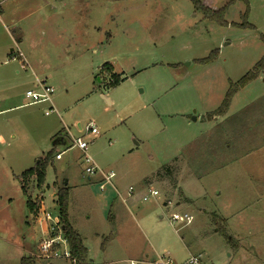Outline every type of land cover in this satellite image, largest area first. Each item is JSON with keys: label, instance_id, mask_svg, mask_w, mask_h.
<instances>
[{"label": "rangeland", "instance_id": "obj_1", "mask_svg": "<svg viewBox=\"0 0 264 264\" xmlns=\"http://www.w3.org/2000/svg\"><path fill=\"white\" fill-rule=\"evenodd\" d=\"M1 1L0 16L9 22L22 15L32 25L42 16L54 19L51 30L43 22L30 29L22 49H29L31 34L46 37V28L79 50L66 53V41H49L58 54L34 65L38 75L57 80L47 82L59 113L46 114L47 103L19 107L34 87L30 80L37 81L35 68H22L20 58L0 62L12 73L27 71L0 83V97L7 96L0 99V264L33 255L38 264H71L39 252L47 236L27 204L29 195L39 203L43 193L52 223L59 214L53 191L37 187L34 177L29 195L20 184L21 174L54 147L47 182L57 175L55 189L68 187L69 221L92 264L181 263L192 254L206 264H264L263 66L218 113L232 86L264 60V0H203L212 9L231 2L228 26L204 18L192 0H48L59 15L45 12L47 0ZM246 10L252 27L234 26ZM8 37L0 22L4 48ZM108 62L112 69L102 70ZM112 73L121 77L116 85ZM91 121L98 134L85 130ZM58 137L66 143L54 144ZM78 137L101 169L115 173L120 193L127 197L133 187L126 203L118 198L111 208L104 181L88 179L73 145ZM150 189L159 194L145 201ZM109 213L116 218L106 220ZM175 213H188L189 223L173 222Z\"/></svg>", "mask_w": 264, "mask_h": 264}, {"label": "crops", "instance_id": "obj_2", "mask_svg": "<svg viewBox=\"0 0 264 264\" xmlns=\"http://www.w3.org/2000/svg\"><path fill=\"white\" fill-rule=\"evenodd\" d=\"M2 2H4V1H1L0 0V11L3 12L4 11V8L2 10V5H1ZM49 6H50V9L51 10H48V7ZM44 9H45V12L48 15H59L57 8L54 6V3L49 2L48 0H47V2L44 3ZM2 14H4V13H2ZM25 18H26V16L22 15L20 17L18 16L15 19H11L10 22H9V20L4 19L3 17L1 18V16H0V22L2 23V27L4 28V32L6 33L7 36H9L8 37L9 38L8 47L7 48H4V47H2L0 45V62L3 61L4 63H6V62L7 63H12V61H14L17 58L18 59L20 58V61H21L22 60L21 57L17 54L18 53L17 51L19 49L23 53V58L27 62L26 69L27 68H31V69H34L35 68V70L33 71V74L36 76L37 73L35 71H37L38 73H40V72H39V69L37 67H35L34 65L42 64V65L45 66L46 65L45 64V61H46L47 58H49L48 55H47V53H49L51 56H52V54H54V55L58 54V51L57 52H54V50L52 48L48 47L47 43L49 41H53V42H57V43H63V42L66 41V43H65L66 44V48L65 49L62 48L63 51H66V53L67 52H70V51L74 53V52H77L79 50L77 47H74V46L71 47L69 44H67L68 43V40L66 39V36H64V34L61 31H57V32H54V33H51L52 31H50V35H48V34H46V32H47V29L46 28H45L46 32L45 31L42 32V35H45L46 37H43V36L38 37L37 35H32L31 34V36H34V39H32L31 42H29V46H28L29 49H26V48L22 49L20 46L22 44L26 43L27 35L29 34L28 32H29L30 29L37 30V29H39L41 27L43 28V25H42V22H43V23H45L46 27H49L50 30H51L53 28L52 27V22L54 20L52 18V16L51 17L50 16H48V17L47 16H42V17H39V20L36 19L35 23L32 25L31 23H23L24 20H25ZM6 22H9L11 24V26L7 25ZM21 23H23V24H21ZM13 29H14V31H16L17 34L14 31L12 32ZM71 39L73 40V38H71ZM14 43L16 44V47H14V45H13ZM60 52H61V50L59 51V53ZM50 59H51V57H50ZM20 63L22 64V61ZM14 72L15 73H12V69L10 67H7V68L0 67V83L2 81H17V79L22 78L24 76L22 74H24L27 71H24V73H23L22 71H20V69H17L16 68ZM26 77H24V78H26ZM30 77L31 76L29 75L28 76V79H30ZM36 80L37 81H33L32 79L30 80V83L29 84H31L32 86H34L33 88L36 87V84H37L38 81H44V80L48 81V80H52V81H55V83H53L54 85L56 84V81H57L54 77L53 78L52 77H49L48 78L47 76H44L43 77V76H41V74L40 75L37 74ZM53 84H51V85H53ZM29 89H31V88H29ZM12 93L13 92H10V95H12ZM0 99H2V100L5 101L7 99V96L6 97L5 96H2V97H0ZM20 99H21V104L19 105V107H21V106H25V107L28 106V105H25V95L24 94H22V96H21ZM61 142L62 143H66V140L64 138H61L60 143ZM48 167H47V170H46V180H45V183H44V185L42 187H44V186L46 187L48 185L47 187H49V189H51L53 191V193H52L51 196H52L53 200L56 201V199H57V190L55 189L56 188V186H55L56 184L55 183L57 181V175L53 179V183H52L53 185H50V183L47 182ZM88 179L90 181H92V182L94 180L93 177L92 178H89L88 177ZM95 181L101 182V181H103V179L98 174V175H96V180ZM107 185L110 186V188H111V190L109 192L107 191ZM101 190L106 191V193H104V194H106V197L105 198L110 199V200L113 201L112 202L113 204H112L111 208H113L114 203H115V201L118 198H122V202L123 203H126L127 197L130 198L131 195H132V193H130L129 192V189H128V191H127V195L128 196L125 197L122 193L119 192V190L117 189L116 185L112 181L110 183H105L104 184V187L101 188ZM44 191L45 190L43 189V192ZM116 192L118 193V194H116L117 197L114 194ZM145 195H147V194H145ZM40 197L41 198H40V202L39 203H40L41 206H40L39 210L32 215V217L35 220V223L36 224L39 223L40 227L42 228L43 234H45L46 232H48L49 226H50L51 222H49L48 220H46L44 218L45 217V213H44L45 212V202L42 199V197L44 198L45 196L43 195V193H41V196ZM151 197H154V196H151ZM143 199H144V197H143ZM148 200H145V201H148ZM34 201H35V199H34ZM110 213L108 215V219H106V220H112V219L116 218V216H114V218L111 217L110 216L111 215ZM69 218H70V215H69ZM71 225L73 226V228L82 237V234L75 227V224H73L71 222ZM82 239H83V242L85 244V239L83 237H82ZM85 246H86V244H85ZM87 249H88V255H89V248L87 247ZM32 257L34 258V255ZM39 262L40 261H37V259H35L34 264H38Z\"/></svg>", "mask_w": 264, "mask_h": 264}, {"label": "trees", "instance_id": "obj_3", "mask_svg": "<svg viewBox=\"0 0 264 264\" xmlns=\"http://www.w3.org/2000/svg\"><path fill=\"white\" fill-rule=\"evenodd\" d=\"M195 9L197 11L202 12V15L204 18L210 20V21H215L218 24L222 26H228V23L225 19L226 12L229 8L230 3H227L226 5L218 8V9H212L209 8L208 6H205L203 3V0H192ZM246 1V0H244ZM247 10L245 11V14H243V22L241 23H236L234 26H239V27H252V25L247 21L246 18ZM233 25V24H232ZM206 61V60H205ZM264 67V60L261 61L257 67L253 70L247 73L246 76H244L238 84H234L231 88V90L227 93L226 98L224 99L223 105L221 106L220 109H218L219 114H225L226 111L228 110L230 100L232 95L240 88L246 85L248 82L253 80L258 76L259 73V68ZM112 64L111 63H105L102 66V70H107L109 71L112 69ZM112 84L116 85L120 82V75L119 74H113L112 73ZM213 115H210L209 117H212ZM55 139V138H53ZM61 138H57L54 142V144L60 143ZM55 150V147L51 152H49L45 157H41L39 161L36 163L35 166L25 170L21 176H20V184L23 192L26 195L28 194V183L29 179L34 177L36 179V185L37 187H42L45 183L46 180V170L47 167L49 166L51 162V156H53V152ZM169 165H165L163 167V170L168 173L169 172ZM29 195L27 199V204L31 212L36 213L39 208H40V203L31 199ZM68 199H69V190L67 186H61L58 188L57 191V199L56 202L59 206V219H60V224L62 227L63 235L65 239L67 240L69 251L71 254V264H92L89 259H88V249L85 246L82 237L80 234L73 228L69 221V214H68ZM35 258L32 256H24L21 259L20 264H34Z\"/></svg>", "mask_w": 264, "mask_h": 264}, {"label": "built area", "instance_id": "obj_4", "mask_svg": "<svg viewBox=\"0 0 264 264\" xmlns=\"http://www.w3.org/2000/svg\"><path fill=\"white\" fill-rule=\"evenodd\" d=\"M18 55L21 57L22 61V68L27 67V62L23 58V53L18 49ZM55 88L49 84L46 80L38 81L35 88L28 89L25 92V105H35L41 103H47L49 106V110L46 111V114L51 113H59L54 105L53 96L55 94ZM85 130L91 134H98V128L94 122H89L85 128ZM73 145L76 146L82 152V160L85 164V171L88 174L89 178H92L94 175H100L104 181L101 184V188L104 187L105 183H110L115 176L113 171H104L101 169L97 163L95 162L94 158L89 153V143L84 138H72ZM101 181V182H103ZM133 188H129V192H132ZM159 192L155 189H150L149 194L144 196V200H148L151 196L158 195ZM45 213V219L51 220L53 219L50 214ZM172 221H180L189 223L190 216L188 213L179 214L175 213L172 217ZM47 236L43 239L39 246V252L45 258H68L71 260V254L69 249L64 250L63 253L60 252L61 244L65 243L68 245L67 240L65 239L62 231V227L60 224L59 216L54 218V221L50 224L48 232L45 233ZM133 264H135L133 262ZM160 264H206L202 259L201 255L192 254L186 260L181 263H175L173 260H163L161 258Z\"/></svg>", "mask_w": 264, "mask_h": 264}, {"label": "water", "instance_id": "obj_5", "mask_svg": "<svg viewBox=\"0 0 264 264\" xmlns=\"http://www.w3.org/2000/svg\"><path fill=\"white\" fill-rule=\"evenodd\" d=\"M193 119H194V120H196V118H195V117H194Z\"/></svg>", "mask_w": 264, "mask_h": 264}]
</instances>
